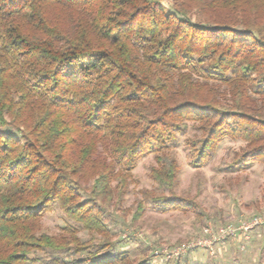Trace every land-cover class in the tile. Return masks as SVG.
I'll list each match as a JSON object with an SVG mask.
<instances>
[{"label":"trees","instance_id":"trees-1","mask_svg":"<svg viewBox=\"0 0 264 264\" xmlns=\"http://www.w3.org/2000/svg\"><path fill=\"white\" fill-rule=\"evenodd\" d=\"M163 2L0 0V264H149L107 252L105 217L151 152L161 191L134 218L189 205L168 149L186 123L192 164L225 138L245 143L230 168L264 164V0ZM52 206L73 224L42 231Z\"/></svg>","mask_w":264,"mask_h":264},{"label":"rangeland","instance_id":"rangeland-1","mask_svg":"<svg viewBox=\"0 0 264 264\" xmlns=\"http://www.w3.org/2000/svg\"><path fill=\"white\" fill-rule=\"evenodd\" d=\"M163 3L168 6L169 0ZM194 124L186 123V127L176 133V144L168 148L179 166L174 194L186 199L184 203L189 205L158 211L152 203L145 202L141 216L134 218L138 201L142 200L141 191H161L149 176L150 167L156 165L154 153L145 155L132 171L133 180L128 185V192L118 203L116 197L113 199L105 217L115 242L108 253L127 252L135 259L149 258V264H163L151 258L154 246L190 241L200 235L207 222L220 225L238 221L242 217L264 215V164L255 162L244 169L230 168L235 152L245 145L241 140L230 138L223 139L203 165L192 164V154L186 140L199 135ZM163 194L169 195L168 190ZM66 224H73V221L57 206H52L42 217L41 229L56 233ZM249 235L247 242L242 237L236 241L228 239L235 246L221 255L216 250L218 246H215L213 255L200 249L186 255V262L184 256L180 258L178 264H264V225L254 228ZM79 236L84 240L90 235L82 231ZM34 256L40 264L51 259L47 251L36 252ZM56 257L70 258L65 255ZM169 264H176L175 260Z\"/></svg>","mask_w":264,"mask_h":264},{"label":"built area","instance_id":"built-area-1","mask_svg":"<svg viewBox=\"0 0 264 264\" xmlns=\"http://www.w3.org/2000/svg\"><path fill=\"white\" fill-rule=\"evenodd\" d=\"M264 225V215H252L242 217L238 221L227 224L212 225L207 222L203 225L200 235L190 241L172 244L159 245L151 249V257L159 261L178 260L198 250H204L208 254H214L215 246H223L228 239L242 237L249 241V232L254 228Z\"/></svg>","mask_w":264,"mask_h":264},{"label":"crops","instance_id":"crops-1","mask_svg":"<svg viewBox=\"0 0 264 264\" xmlns=\"http://www.w3.org/2000/svg\"><path fill=\"white\" fill-rule=\"evenodd\" d=\"M258 235H260V234L258 233ZM260 236H261V235H260ZM236 239H238V238H236ZM236 239H232V240L236 241ZM237 243H238V241H237ZM232 246H235V245H233V242H228V241H227L226 245L224 244L223 246H218V247L216 248V250H217L218 254L221 255V254L224 253L226 250L228 251Z\"/></svg>","mask_w":264,"mask_h":264}]
</instances>
